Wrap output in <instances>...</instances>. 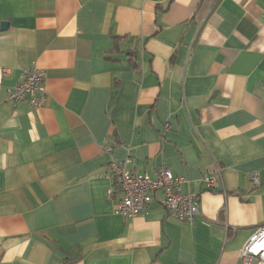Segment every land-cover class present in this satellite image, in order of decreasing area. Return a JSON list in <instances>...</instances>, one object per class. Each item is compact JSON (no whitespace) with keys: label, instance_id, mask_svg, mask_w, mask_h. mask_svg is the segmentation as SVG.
<instances>
[{"label":"crops","instance_id":"crops-1","mask_svg":"<svg viewBox=\"0 0 264 264\" xmlns=\"http://www.w3.org/2000/svg\"><path fill=\"white\" fill-rule=\"evenodd\" d=\"M29 68L43 104L10 103ZM114 162L199 214L123 218ZM262 226L264 0H0V264H242Z\"/></svg>","mask_w":264,"mask_h":264},{"label":"built area","instance_id":"built-area-1","mask_svg":"<svg viewBox=\"0 0 264 264\" xmlns=\"http://www.w3.org/2000/svg\"><path fill=\"white\" fill-rule=\"evenodd\" d=\"M46 91L42 86V76L37 69L29 68L23 71L20 82L7 89L6 99L10 103L26 102L37 107L43 104ZM170 127L164 124V129ZM218 168L208 169L202 177V183L207 189L218 186ZM108 177L113 179L121 193L116 213L123 218L133 217L145 210L154 201L162 204L173 218L192 222L199 214V194L197 192H184L182 184L184 177L177 176L161 163L155 170L154 176L136 171L126 170L118 163L110 164ZM252 181L259 184L258 173L252 174ZM242 264H264V226L259 227L244 245L242 251Z\"/></svg>","mask_w":264,"mask_h":264},{"label":"water","instance_id":"water-1","mask_svg":"<svg viewBox=\"0 0 264 264\" xmlns=\"http://www.w3.org/2000/svg\"><path fill=\"white\" fill-rule=\"evenodd\" d=\"M6 25H7V22H6V21H2V22H1V26H2V27H5Z\"/></svg>","mask_w":264,"mask_h":264}]
</instances>
